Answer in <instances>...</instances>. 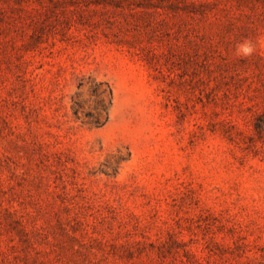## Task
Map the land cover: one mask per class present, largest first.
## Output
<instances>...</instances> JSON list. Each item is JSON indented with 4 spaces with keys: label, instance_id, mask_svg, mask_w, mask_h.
Returning <instances> with one entry per match:
<instances>
[{
    "label": "rangeland",
    "instance_id": "1",
    "mask_svg": "<svg viewBox=\"0 0 264 264\" xmlns=\"http://www.w3.org/2000/svg\"><path fill=\"white\" fill-rule=\"evenodd\" d=\"M0 264H264V0H0Z\"/></svg>",
    "mask_w": 264,
    "mask_h": 264
},
{
    "label": "clouds",
    "instance_id": "2",
    "mask_svg": "<svg viewBox=\"0 0 264 264\" xmlns=\"http://www.w3.org/2000/svg\"><path fill=\"white\" fill-rule=\"evenodd\" d=\"M235 55L241 58H248L258 53L257 45L251 40L245 39L235 46Z\"/></svg>",
    "mask_w": 264,
    "mask_h": 264
},
{
    "label": "trees",
    "instance_id": "3",
    "mask_svg": "<svg viewBox=\"0 0 264 264\" xmlns=\"http://www.w3.org/2000/svg\"><path fill=\"white\" fill-rule=\"evenodd\" d=\"M101 124V121H97L96 122V125L98 126V125H100Z\"/></svg>",
    "mask_w": 264,
    "mask_h": 264
}]
</instances>
